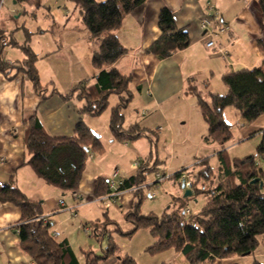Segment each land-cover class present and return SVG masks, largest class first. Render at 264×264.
<instances>
[{"label":"crops","instance_id":"crops-1","mask_svg":"<svg viewBox=\"0 0 264 264\" xmlns=\"http://www.w3.org/2000/svg\"><path fill=\"white\" fill-rule=\"evenodd\" d=\"M59 2L5 0L0 9V35L19 44L7 45L3 51V59L9 65L24 62L28 57L20 45L27 42L37 55L35 65L41 83L48 86L46 94L53 90L68 94L75 85L84 81L92 85L96 83L99 73L92 63L96 47L81 13L65 12L61 7L52 10L51 3L59 6ZM257 2L258 0H147L138 11L127 14L116 34L128 51L113 64L131 77L129 89L133 99L123 110L125 127L137 125L148 133L157 127L158 135L163 131L168 134V131L173 130L168 107L175 106L174 100L186 99L184 103L190 109V118L193 116L197 122V134L206 143L203 138L208 132V124L196 97L187 94V90L190 85H194L206 98L211 93L225 94L228 87L222 79L224 73L264 65V45L259 44V39L263 36V18ZM209 3L217 8L222 20L231 29L229 34L216 36L217 47L214 49L206 46L201 27L202 19L209 13ZM66 4L73 6L76 3L67 0ZM164 6L173 11L176 23L187 29L192 41L187 48L162 59L148 53L146 49L161 35L158 15ZM77 7L76 5V9ZM8 73L9 75L0 70V184L12 183L29 198L41 201L42 215L48 216L52 232L60 240L67 239L76 253L70 237L71 231L63 232L60 229L67 228L66 225L73 228L77 223L79 226V223L85 225L91 221H102L105 215L113 219L110 216L111 210L125 219V213L137 201L135 192H124L115 201L118 205H111L106 210L95 193L96 179H109L115 169H119L121 176L127 179L142 168L154 165L158 168V158L150 165L154 139L142 136L130 141H120L113 136L110 127L112 111L120 102V97L116 94L110 96L108 108L100 116L93 117L81 113L85 100L76 95L65 100L54 92L48 98H43L34 90L26 75H18L14 67L9 68ZM15 75L17 76L14 77ZM154 113L156 118L159 116L166 122V130L160 123L154 125V121L150 120ZM227 113L236 117L237 124L236 128L232 127L233 138L225 148L229 157L234 159L245 157L244 154H255L264 135V114L255 121L247 122L237 109L227 107L224 110V117L228 121ZM34 116L55 137L72 136L80 119L100 136L103 151L90 153L80 186L76 192L71 191L72 196L67 200L61 197L70 190L47 183L27 163L30 154L25 144V122ZM159 140L158 138L155 147ZM206 144L217 146L215 153L220 149V145L216 143ZM239 147L246 149L232 156L231 152ZM137 161L139 166L135 168L134 163ZM156 171L167 173L168 166ZM172 181L175 182L173 186H176L177 192L184 195L182 183L176 178ZM178 193L176 197L170 198L168 204H173V199L180 197L181 194ZM75 194L81 197V201ZM61 200L64 204H61ZM63 215L65 219L62 218ZM21 217L22 210L18 205L10 201L0 202V264H34L20 246L18 226ZM68 219L70 221L66 223ZM140 231L142 229L132 238L137 237ZM149 236L145 239V254L148 253L146 248L155 241L151 233ZM261 243V249L251 255L231 256L220 263L253 264L261 261L264 256V241ZM149 254L147 259L153 261V264H187L182 253L173 249ZM122 255L118 251L115 255L118 261L111 264H120ZM128 255L137 259L136 255Z\"/></svg>","mask_w":264,"mask_h":264},{"label":"trees","instance_id":"trees-1","mask_svg":"<svg viewBox=\"0 0 264 264\" xmlns=\"http://www.w3.org/2000/svg\"><path fill=\"white\" fill-rule=\"evenodd\" d=\"M73 1L80 9L96 47L92 56L94 67L99 70L96 83L89 85L86 81L81 82L68 94L55 92L56 90L46 94L48 86L41 83L35 65L37 55L27 42L20 47L28 59L17 65L5 62L4 48L9 44L19 45L13 39L8 40L5 35H0V70L9 75L8 69L14 67L18 75H26L30 79L34 90L43 98H48L54 92L65 100L76 95L85 100L81 113L93 117L100 116L108 108L110 96L116 94L120 97V102L112 111L110 127L113 136L120 141L149 136L148 132L137 125L125 127L123 110L133 99L129 89L131 77L113 66L128 51L119 41L116 31L121 27L124 17L138 11L147 0ZM257 4L263 18V36L259 39V44L264 45V0H258ZM158 25L161 35L146 49L148 53L163 59L191 44L192 39L187 29L178 26L169 7L160 9ZM222 79L228 87L225 94L211 93L206 98L194 85H190L187 90V94L196 97L208 124L204 141L220 145L217 156L222 177L219 182L207 190L198 187L199 181L214 182L216 178L209 160L203 158L195 166L199 172L193 194L180 197L179 205L169 206L161 214H143L141 204L146 194L144 189L137 190L136 203L125 213L126 221L132 225L130 229L124 230L115 219L106 215L102 221L85 224L90 228L91 235L99 241L109 235V242L102 254L84 250V264H104L119 251L115 234L131 238L140 229H148L155 238L146 248L148 253L158 254L173 249L182 253L187 264H221V260L231 256L253 254L261 241H264V135L255 154L231 159L225 148L233 138V128L224 117L227 107L237 109L247 122L255 121L264 114V65L226 72ZM25 144L30 154L27 163L36 173L47 183L72 192H76L80 186L90 153L103 151L100 136L81 119L72 136L55 137L34 116L25 122ZM156 170L159 168L155 165L140 169L136 175L125 179L123 188L147 183L148 174ZM183 170L186 169L175 172L171 178L179 179ZM255 179L259 180L253 182ZM109 192L107 178H97L96 195L101 197ZM199 194L204 196L205 204L198 212L186 215L188 200ZM7 201L15 203L22 210L18 226L19 242L34 264H81L68 240H60L52 232L51 224L45 225L40 219L41 201L29 198L12 183L0 184V202ZM104 223L114 224L116 228L109 233L108 226V231L103 228ZM120 260V264H138L128 254L120 256ZM253 264L262 263L255 261Z\"/></svg>","mask_w":264,"mask_h":264},{"label":"rangeland","instance_id":"rangeland-1","mask_svg":"<svg viewBox=\"0 0 264 264\" xmlns=\"http://www.w3.org/2000/svg\"><path fill=\"white\" fill-rule=\"evenodd\" d=\"M59 6L57 4H52L51 9H56L57 7H61L62 9L66 11H71L74 12L76 11V14H80V9L77 7L76 9V4H72L73 6H69L66 4L67 0H59ZM72 3L73 0H68ZM75 6V7H74ZM5 7V5H4ZM74 7V8H73ZM58 8V9H59ZM5 9V8H4ZM54 13H56L54 11ZM211 12L207 15H212L210 14ZM206 15V16H207ZM218 35H220L218 33ZM124 96L127 97V94L124 93ZM194 100V99H193ZM186 99L183 101L177 100L173 101L175 106L168 107V115L172 116V123H173V130L168 131V134H165V131L161 132V135L157 134V127L154 128L153 131H149V136L152 137L155 141L159 138V144L157 147L155 141H152L153 148H152V154L153 157L150 161V165H153L155 160L158 158L159 161L157 163L158 168L164 169L168 166V172L167 174L171 175L173 171H177L179 169H186L191 171V178L193 179L194 184H196V181L198 180V168L195 166L199 163L200 160L203 158H207L210 162L211 167L215 171V181H209V180H201L199 183L205 182L207 185V188L204 190L209 189L210 187H213L219 182V177L220 171H219V166L220 162L217 157V153L214 151L217 150V146L213 145H207L206 143L203 142L202 138L200 135L197 133V122L196 119L191 116L190 118V109L187 106L186 103H184ZM233 110L234 107H231ZM167 115V116H168ZM202 119V118H201ZM227 119L230 124H232L233 128H236V117L233 114H228L227 113ZM150 120L154 121V125L158 122L160 123L159 125H162L164 130H166V122H163L159 116L156 118V113H154L151 117ZM187 120V123H184ZM153 128V126H151ZM170 132V133H169ZM164 134V135H163ZM219 147V146H218ZM219 149V148H218ZM245 147H239L235 151L231 152V155H236L235 153H241L243 150H245ZM220 150V149H219ZM245 156L251 155V154H244ZM166 173V172H165ZM155 175L153 173L148 174L147 176V184L152 183L154 181ZM175 178L168 179L165 182L159 184V185H150L149 187L144 189V192L146 194V197L143 198L142 204H141V212L143 214H149V213H156V214H161L164 209L170 205H179L180 200L179 198L182 197L183 195L181 193L177 192V188L173 186V183H175L174 180ZM198 183V184H199ZM165 184V185H164ZM178 188H180L178 186ZM182 190V189H180ZM151 192H155L156 196L154 199H150L149 195ZM68 193V194H67ZM65 196H62V199L67 200L68 197L72 196L71 191H67ZM181 194L179 198H174L173 204H168L170 202V198L176 197V195ZM184 194V192H183ZM135 196L137 197V194L135 192ZM138 199V198H137ZM176 199V200H175ZM117 202V200H116ZM116 202L111 201V205H118ZM205 204V198L202 194H199L196 196V198H192L188 200V205L193 213L198 212L203 205ZM105 207V206H104ZM110 216L115 219L120 226L124 230H128L129 228L132 227L131 223H126L125 220L123 219L121 215L117 214L115 210H111ZM65 217V215L62 216V218ZM104 217V216H100ZM65 219V218H63ZM66 221V220H65ZM69 219L66 223H69ZM65 226V225H64ZM63 226V227H64ZM67 228H62L60 231H66L69 232L71 231L70 237L74 246V249L81 261L82 264H84V256H83V251L84 250H93L98 254H102L104 250L108 246L109 242V235H106L104 240H98L94 235H91V233H86L84 230V224L78 226V223L73 226V228L69 225H66ZM106 230V226L109 228V233L112 229L116 228L114 224H109V223H104L103 225ZM66 229V230H65ZM62 234V232H60ZM149 230L148 229H142L140 231L139 235L135 237L134 239L128 238L127 236H122V235H114L115 241L119 246V252L120 254H131V255H136L137 259L135 258L136 261L140 262V264H153V261L151 262L149 259H147L148 253H144V245L145 244V239L149 238ZM262 243L259 244L257 247L256 251H259L262 247ZM150 255V254H149ZM262 264H264V256L261 258ZM161 260V259H160ZM118 260L115 258V255L111 256L105 264H111L112 262L116 263ZM121 260L119 261V263Z\"/></svg>","mask_w":264,"mask_h":264},{"label":"built area","instance_id":"built-area-1","mask_svg":"<svg viewBox=\"0 0 264 264\" xmlns=\"http://www.w3.org/2000/svg\"><path fill=\"white\" fill-rule=\"evenodd\" d=\"M5 0H0V9L3 6ZM208 9L211 12L210 14L212 15H207L205 16L202 21H201V27L203 30V39L205 40L206 46L208 48H216L217 47V43H216V36L219 34H229V32L231 31L230 26L225 23L220 14L219 11L217 10V8L209 3L208 4ZM221 52H223L222 49H220ZM224 55H227L224 52ZM92 156V155H91ZM139 166V162H135L134 163V167L137 168ZM191 171L190 170H183L181 172L180 178L178 179L182 184L185 185V189H191L192 191L195 188V182H193V179L191 178ZM155 175V179L152 183H145L139 186H134L131 188H123V185L125 183V179L121 176L120 170L119 169H115L112 173V175L110 176L108 180V185L110 188V192L108 194H105L101 197H99V200L103 202L104 204V208L106 210H108L111 207V201L115 202L124 192L130 190L133 192H136L139 189H145L147 187H149L150 185H159L163 182H165L166 180H170L172 179V174L169 175L167 173H163L161 171H156L154 173ZM198 187L205 189L207 188V185L205 184V182L203 183H199ZM76 195V194H75ZM156 193L155 192H151L149 197L151 198H155ZM76 197L78 198L79 201H81V197H79L78 195H76ZM61 204H64V201L61 200ZM70 209V208H69ZM71 210V209H70ZM186 215H191L193 213V211L187 207L186 208ZM40 219L42 220V222L46 225L49 223V219L48 216H41ZM84 230L86 233H91V230L89 227L84 226Z\"/></svg>","mask_w":264,"mask_h":264},{"label":"water","instance_id":"water-1","mask_svg":"<svg viewBox=\"0 0 264 264\" xmlns=\"http://www.w3.org/2000/svg\"><path fill=\"white\" fill-rule=\"evenodd\" d=\"M259 179H255V180H253V182H256V181H258ZM261 185H263V182H261ZM182 187H183V189H185V185L184 184H182ZM193 194V192H192V190L191 189H185V192H184V195H183V197H189V196H191Z\"/></svg>","mask_w":264,"mask_h":264}]
</instances>
